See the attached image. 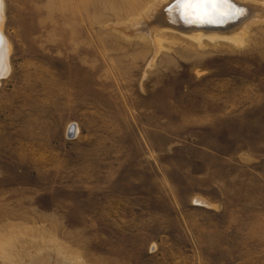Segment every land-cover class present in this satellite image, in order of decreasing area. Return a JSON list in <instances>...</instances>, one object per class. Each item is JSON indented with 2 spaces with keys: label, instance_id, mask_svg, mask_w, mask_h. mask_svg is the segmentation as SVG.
<instances>
[{
  "label": "rangeland",
  "instance_id": "obj_1",
  "mask_svg": "<svg viewBox=\"0 0 264 264\" xmlns=\"http://www.w3.org/2000/svg\"><path fill=\"white\" fill-rule=\"evenodd\" d=\"M132 1L0 0V264H264V0Z\"/></svg>",
  "mask_w": 264,
  "mask_h": 264
},
{
  "label": "bare ground",
  "instance_id": "obj_2",
  "mask_svg": "<svg viewBox=\"0 0 264 264\" xmlns=\"http://www.w3.org/2000/svg\"><path fill=\"white\" fill-rule=\"evenodd\" d=\"M161 1V0H160ZM163 1H165L166 2V0H163ZM116 2H119L120 4H122V5H124V6H126V10L127 11H130V10H132L133 8H135L134 6H135V4H134V2L131 0V1H128V0H116ZM157 2V1H156ZM170 3H171V1H169ZM169 2H166V3H169ZM175 1L173 0V3H174ZM233 2H234V6H235V9L236 10H238L236 7L237 6H240V7H242V9L244 10L245 9V11L247 12V13H249V12H252V11H255V9H253V8H251V6L252 7H254L253 5H255V3H252V2H250V1H247V0H233ZM164 3V2H163ZM169 3V4H170ZM172 3V4H173ZM160 4V3H159ZM165 4V3H164ZM2 4H0V35H1V21H2V6H1ZM161 5V4H160ZM166 5V4H165ZM165 5H164V7H165ZM168 5V4H167ZM244 5H246V7L244 6ZM153 6V5H152ZM155 6H157L156 4H155ZM155 8V7H154ZM153 8V9H154ZM160 8V7H159ZM162 8V7H161ZM169 9H168V12H169V14H172L173 16H172V18L173 19H169V23L168 24H166V25H169L170 27H172V28H175V29H177V27L178 26H180V24L182 23L181 21H183V22H185V19H183V16L178 12V11H176V10H174V8H175V3L173 4V5H171V6H169L168 7ZM163 9V8H162ZM164 10V9H163ZM248 10V11H247ZM240 11V10H239ZM238 11V12H239ZM156 12V11H155ZM156 14V13H155ZM158 14V13H157ZM168 14V13H167ZM152 14H150V16H151ZM238 14H233V15H231V16H229V17H224L225 19H233V17H236ZM260 15V14H259ZM247 16V15H246ZM245 15H242L240 18H236V23H233V24H237V25H239V23H241L242 21H243V19L246 17ZM258 16V15H257ZM257 16H256V19H257ZM157 17V16H156ZM169 17H171V16H169ZM253 17H255V16H253ZM149 18V17H148ZM174 18H175V21H174ZM224 18H214V19H212V20H210L211 22H215V23H217L218 21L220 22V21H222V20H225ZM258 18L260 19V17L258 16ZM163 19V18H162ZM168 19H166V20H168ZM164 20V19H163ZM177 20V21H176ZM253 20V19H252ZM255 20V19H254ZM186 21H189L188 23H199V21L200 20H196V19H186ZM205 21H207V20H205ZM209 21V20H208ZM152 22V21H151ZM179 22H180V24H179ZM250 22V21H249ZM252 22V21H251ZM177 23V24H176ZM185 23H187V22H185ZM245 23H247V21L245 22ZM244 23V24H245ZM139 24V23H138ZM155 24V23H154ZM232 24V25H233ZM146 25V24H145ZM159 25V24H158ZM164 25V24H163ZM250 25V24H249ZM136 26V25H135ZM161 26V25H160ZM243 27L239 30L238 29V31L236 32H234V33H232V34H228V35H223V34H219V33H212V32H215V31H225L226 29H228V28H230L231 26H229L228 28H226V29H224V30H218V29H211V30H202V29H197V28H187L184 32H180V34L182 35V36H185V37H187V38H191V39H193V40H196V41H203V40H208V41H230V42H235L236 40H237V38H239L240 36L242 37L243 35H244V32H245V30H246V27H245V25H242ZM233 28L235 27V26H232ZM249 27V26H248ZM158 28V27H157ZM238 28V27H237ZM152 29H153V27H152ZM165 30V29H164ZM167 30H169L168 28H167ZM193 30H199V31H193ZM201 30V31H200ZM237 30V29H236ZM161 31V30H160ZM159 31V32H160ZM180 31H183V30H180ZM186 31H189V32H186ZM203 31H205V32H203ZM207 32V33H206ZM232 32H233V29H232ZM161 33V32H160ZM177 33V32H176ZM152 34V33H151ZM1 37V36H0ZM3 41H4V46H3V49H2V52H0V65H2V68H0V75H3V74H5V71H6V69H7V63H6V60H7V54H8V43H6L7 41H5V39H4V37H3ZM229 43V42H228ZM71 131V132H70ZM70 133H73V131H72V128L70 127ZM10 245H14V244H10ZM9 245V246H10ZM11 246V248L13 249V248H15L14 246L12 247ZM7 248V247H6ZM11 248H10V250H11ZM13 251V250H12ZM7 255V254H6ZM6 255H4L5 257L4 258H6L7 259V257H6ZM10 255V254H9ZM8 256V255H7ZM9 259V258H8Z\"/></svg>",
  "mask_w": 264,
  "mask_h": 264
},
{
  "label": "snow or ice",
  "instance_id": "obj_3",
  "mask_svg": "<svg viewBox=\"0 0 264 264\" xmlns=\"http://www.w3.org/2000/svg\"><path fill=\"white\" fill-rule=\"evenodd\" d=\"M174 10L178 11L184 18H194L200 21L239 14L238 10L235 9L233 0H175ZM3 46L4 41L0 37V52H2Z\"/></svg>",
  "mask_w": 264,
  "mask_h": 264
},
{
  "label": "water",
  "instance_id": "obj_4",
  "mask_svg": "<svg viewBox=\"0 0 264 264\" xmlns=\"http://www.w3.org/2000/svg\"><path fill=\"white\" fill-rule=\"evenodd\" d=\"M239 11V14L236 17H233V19H225L222 21H218L217 23L215 22H211L210 20L208 21H199V23H185L183 21H181L182 23L180 24V26L177 27L178 30H183L185 31L187 28H197V29H202V30H211V29H218V30H224L226 28H228L229 26H232L233 23H236V18H240L242 15H248V13L245 11V9L243 10L242 7L237 6L236 7ZM234 25V24H233ZM185 29V30H184ZM70 129L68 130V136L71 135V131Z\"/></svg>",
  "mask_w": 264,
  "mask_h": 264
}]
</instances>
